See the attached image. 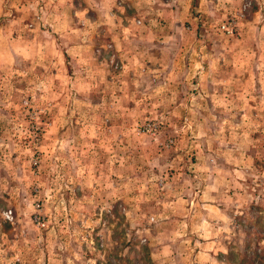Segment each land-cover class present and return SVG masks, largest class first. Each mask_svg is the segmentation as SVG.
I'll return each mask as SVG.
<instances>
[{
  "label": "rangeland",
  "instance_id": "rangeland-1",
  "mask_svg": "<svg viewBox=\"0 0 264 264\" xmlns=\"http://www.w3.org/2000/svg\"><path fill=\"white\" fill-rule=\"evenodd\" d=\"M0 264H264V0H0Z\"/></svg>",
  "mask_w": 264,
  "mask_h": 264
},
{
  "label": "crops",
  "instance_id": "crops-1",
  "mask_svg": "<svg viewBox=\"0 0 264 264\" xmlns=\"http://www.w3.org/2000/svg\"><path fill=\"white\" fill-rule=\"evenodd\" d=\"M178 4H179V2H178ZM164 10H169V9L167 7H164ZM85 48H86V45H85ZM85 48H84V50H85L86 54L81 51V55L84 54L83 57L87 56V50ZM72 49L74 50L75 48H72ZM184 57H185L184 54L183 55L179 54V53H176L175 55L171 54V55H169V57H167V61H165V64L171 65L172 62L180 61ZM96 60H98V59H96ZM84 63L86 65L80 66V68H83L82 71L86 77H88L90 75L95 77L93 75L95 69L97 71L96 76H99V72L102 71L101 73L103 75H101V77H95L96 85H98V83H103L104 81H107V80H111V81L115 80V82H118L121 84L124 83V81L127 84L128 80H131V83L134 84V89L141 90L142 93L151 92L154 87H156V88L159 87L160 89H162L163 94H178L180 92H184L183 91L184 87L185 86L187 87V85H188L187 81H185V77H188V75L190 74L189 78L193 77V80L195 81V84H193V85H196L197 87H199V90L202 91L201 81L204 77L203 71H196V70L193 71V70H190V68H187L186 70H187L188 74L184 75V72L175 71L173 69H169L170 71H164V72L162 69H160V70L150 69V70H148L149 72L146 71L145 73L134 74V72L132 71V75H131L130 72L129 73L128 72H122L121 73L122 70L121 71L119 70L120 72L117 71V73H110V75H109V73H107V74L104 73V72H106L105 69H103V68L97 69L98 64L95 65V63H89L91 65V67H90L87 64L88 63L87 60ZM99 64H101L100 61H99ZM162 65H164V64H162ZM169 65H167V67ZM115 75L118 76L119 79L114 78ZM104 76H105L106 80H105ZM148 76H149L150 80L152 81V83H151V81L150 82L147 81ZM222 77L226 78V75L223 74ZM158 78H160L159 81H157ZM211 78H213V76ZM207 89H209L211 91H215V89H217V93H221V94L227 95V96L229 94H231L232 92L237 91L236 88H231L229 85L218 86V87H216L214 85H210V86H208ZM166 101H170V100H168V95H167ZM175 102H177V101L173 100V103H175ZM240 167H242V166H240ZM228 168L230 171L236 170L235 168L230 167V166L227 167V169ZM218 172H220V171H218ZM219 184H220V182H219ZM212 187H213V185L211 182L205 183L204 185L201 186L199 193H197V195L195 194V196L191 195L192 191H189V189H187V188H183L184 191H186V192L189 191L183 198L179 197L177 194L176 195L172 194V196H170L168 199L173 203L178 201L180 198H182L185 201V206H187L186 210L189 209V212H187V213H189V217L184 220V222H186L187 225H191L195 221V219L193 221L190 218L191 217L190 213L192 211L196 210L198 215H199L198 220L200 222L201 221L205 222V221H207V219L209 221L210 220L213 221L214 227L211 229V231L214 232L215 229L217 228V225L221 224V222L219 220L220 214H218V212L220 211V209H219L220 202L218 201L217 197L214 196L217 193L213 194V193L208 192V189H211ZM193 188H194V186L191 187L192 190H193ZM170 189H177L178 190V188L173 187V186H171ZM183 224H185V223H183ZM216 235L217 234H215V233H211V236H216Z\"/></svg>",
  "mask_w": 264,
  "mask_h": 264
},
{
  "label": "built area",
  "instance_id": "built-area-1",
  "mask_svg": "<svg viewBox=\"0 0 264 264\" xmlns=\"http://www.w3.org/2000/svg\"><path fill=\"white\" fill-rule=\"evenodd\" d=\"M142 129H145V130H147V131H154V126H153V124H145L143 127H142ZM36 206H37V204H36ZM36 219L38 220V218L36 217Z\"/></svg>",
  "mask_w": 264,
  "mask_h": 264
}]
</instances>
